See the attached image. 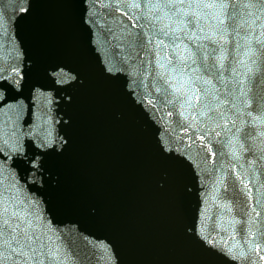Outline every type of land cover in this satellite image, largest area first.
I'll return each mask as SVG.
<instances>
[{
  "label": "water",
  "instance_id": "obj_1",
  "mask_svg": "<svg viewBox=\"0 0 264 264\" xmlns=\"http://www.w3.org/2000/svg\"><path fill=\"white\" fill-rule=\"evenodd\" d=\"M0 194L5 264H264V6L0 0Z\"/></svg>",
  "mask_w": 264,
  "mask_h": 264
},
{
  "label": "snow or ice",
  "instance_id": "obj_2",
  "mask_svg": "<svg viewBox=\"0 0 264 264\" xmlns=\"http://www.w3.org/2000/svg\"><path fill=\"white\" fill-rule=\"evenodd\" d=\"M183 2V0H181ZM257 4L260 6H264V0H257ZM134 7H138L139 5H133ZM216 5L206 4L204 7H215ZM248 5H245L247 7ZM191 7V5H189ZM220 8H225L227 5L220 4ZM259 19V17H257ZM255 23V21H253ZM163 31V29H161ZM167 34V33H165ZM163 43L162 41L160 42ZM159 47V45H158ZM223 59V57H221ZM20 216L19 211H12L9 215V204L6 199L3 198L2 194H0V264H5V262L10 259V256L6 255L3 251L4 248H10L13 253H16L17 256H27V253L24 252L25 248H31L32 252L35 253L36 249L32 246V243H22L21 238L19 236V232L24 233L25 241H31V234L28 232L27 228H22L21 223H17L13 225L11 220L13 218H18ZM28 228H32L31 222H28ZM19 229V232L17 231ZM39 240V237H36ZM16 245L14 247L13 245ZM34 257L29 256L28 259L24 262V264H29ZM13 264H20L19 260L13 261ZM37 264H44L43 260L37 261Z\"/></svg>",
  "mask_w": 264,
  "mask_h": 264
}]
</instances>
